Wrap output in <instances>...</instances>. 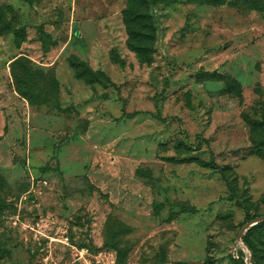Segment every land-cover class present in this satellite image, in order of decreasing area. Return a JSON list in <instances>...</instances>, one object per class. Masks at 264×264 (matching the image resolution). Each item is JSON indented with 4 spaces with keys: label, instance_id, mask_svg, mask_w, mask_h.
Instances as JSON below:
<instances>
[{
    "label": "rangeland",
    "instance_id": "374dc122",
    "mask_svg": "<svg viewBox=\"0 0 264 264\" xmlns=\"http://www.w3.org/2000/svg\"><path fill=\"white\" fill-rule=\"evenodd\" d=\"M257 1L0 0V264L263 260Z\"/></svg>",
    "mask_w": 264,
    "mask_h": 264
},
{
    "label": "trees",
    "instance_id": "16d2710c",
    "mask_svg": "<svg viewBox=\"0 0 264 264\" xmlns=\"http://www.w3.org/2000/svg\"><path fill=\"white\" fill-rule=\"evenodd\" d=\"M28 3H33V0H24ZM158 2H162L164 4H170L175 2V0H142L141 5L139 6H135L134 8L131 9L134 10V16L135 18H139L141 17L138 13H141V10L143 8H147L148 11L145 12V14L143 15V17L147 18H151V13L149 12V9L151 6L156 5ZM256 7L259 9L264 10V4H262V2L260 0L257 1ZM142 8V9H140ZM136 20L132 19V20H127V25L128 27L131 29V33L133 35V38H137V39H141L142 41H149V40H153L155 38V35L152 31H150V29H154V27L151 25L149 26V30L146 31H142L137 30V28H135V22ZM143 49L139 47V50ZM97 81H99L100 83L107 85V81L103 78H97ZM112 83V82H111ZM156 117L162 121L165 120V118H162L161 114L158 113L156 114ZM214 165V164H213ZM214 167H217L216 165H214ZM193 208L191 207H187V206H181V211L182 212H190L192 211ZM258 216L255 215L252 218L248 219L247 222H250L254 219H256ZM243 244L246 247L247 251L252 255V261L255 260V258L253 257H257V251L261 252L263 254V260L258 259V264H263L264 263V220L259 221L256 224H253L251 226H249L247 228V230L245 231V233L243 234ZM259 248V249H258ZM242 253V250H241ZM4 257V249L0 244V259H2ZM117 264H120L119 259L117 260Z\"/></svg>",
    "mask_w": 264,
    "mask_h": 264
},
{
    "label": "built area",
    "instance_id": "2783aa9c",
    "mask_svg": "<svg viewBox=\"0 0 264 264\" xmlns=\"http://www.w3.org/2000/svg\"><path fill=\"white\" fill-rule=\"evenodd\" d=\"M102 255V253L91 254L88 249H83L74 260L66 264H117L116 259H104Z\"/></svg>",
    "mask_w": 264,
    "mask_h": 264
},
{
    "label": "water",
    "instance_id": "95a60500",
    "mask_svg": "<svg viewBox=\"0 0 264 264\" xmlns=\"http://www.w3.org/2000/svg\"><path fill=\"white\" fill-rule=\"evenodd\" d=\"M261 220H264V218H257V219L252 220L251 222H249L248 224L245 225L244 230L247 229L249 226H251V225H253V224H255ZM240 240H242V234L240 235Z\"/></svg>",
    "mask_w": 264,
    "mask_h": 264
}]
</instances>
